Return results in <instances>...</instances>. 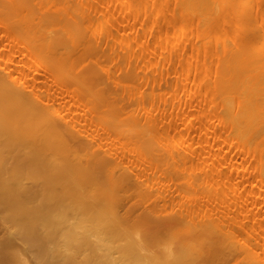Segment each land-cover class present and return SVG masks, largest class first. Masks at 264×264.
<instances>
[{
    "label": "rangeland",
    "instance_id": "1",
    "mask_svg": "<svg viewBox=\"0 0 264 264\" xmlns=\"http://www.w3.org/2000/svg\"><path fill=\"white\" fill-rule=\"evenodd\" d=\"M70 2L84 10L85 23L95 24L83 35L93 45L60 49L65 59L56 65L45 53L36 52L28 38L14 32L9 25L13 2L0 0V5L10 8L8 17L0 15V78L9 76L8 83L21 91L26 103L43 109L32 116L37 156L61 161L65 188L92 190L106 180L108 189L126 197L117 207L120 215L128 211L130 221L145 223L149 233L169 230L153 242L151 255L166 246L176 252V241L167 242L168 233H175L179 241L186 238L174 222L179 212L190 219L213 213L214 218L230 217L236 228L254 236L256 252L263 259L258 264H263L264 181L257 174L259 157L253 149L245 153L247 149L220 122L219 108L211 105L204 82L213 72L205 67L207 55L193 48L201 42L191 23L173 18L166 0ZM26 4L31 7L26 11L31 13L30 23L34 18L47 20L49 11L62 8L61 1ZM255 4L261 6L251 13L259 16L263 0H254ZM59 19L50 27L57 28ZM234 20L233 14L227 16L226 30L232 29ZM65 72L72 78L64 77ZM49 118L56 128L48 130ZM143 137H149L147 144L141 142ZM88 157L90 169L84 167ZM243 167L248 171L236 181L227 179ZM120 173L128 176L127 181L113 183ZM222 177L227 194L216 190ZM248 192L247 202H236L240 209L232 206ZM150 202L158 204L156 209L161 207L148 217L144 208ZM155 216L164 220L160 227ZM3 233L0 227V237ZM233 245L231 252L222 250L220 261L205 257L199 264H239L246 247L237 238ZM0 264H8L1 255Z\"/></svg>",
    "mask_w": 264,
    "mask_h": 264
},
{
    "label": "bare ground",
    "instance_id": "2",
    "mask_svg": "<svg viewBox=\"0 0 264 264\" xmlns=\"http://www.w3.org/2000/svg\"><path fill=\"white\" fill-rule=\"evenodd\" d=\"M2 1L13 2L10 6L14 17L9 25L14 32L28 38L36 52L45 53L56 65L65 59L59 55L60 49L70 51L93 45L92 41L85 42L83 35L93 31L95 24L85 23L84 10L71 0H38L44 5L61 1L62 8L49 11L47 20L34 21V18L31 23L27 21L31 13L26 12L31 7L26 3L32 0ZM253 1L166 0V8L173 18L189 21L192 31L200 36V45L193 48L207 55L205 67L213 72L205 80L204 90L210 95L211 105L219 108L218 118L228 127L233 140L247 149L246 154L250 149L256 151L257 174L264 181V11L259 16L252 15V9L261 6H253ZM9 9L1 4L0 15L8 17ZM229 14H233L235 20L232 29L226 30L223 23ZM55 18H60L56 30L50 27L56 25ZM211 41L216 42V46H210ZM217 41L221 43L218 45ZM66 58L68 61L69 57ZM64 77L72 78L68 72ZM8 79L0 78V227L4 230L0 237V255L5 262L199 264L205 257H211L216 263L221 260L222 250L234 249L236 238L246 247L239 264H258L263 260L261 253L256 252L253 235L236 228L230 217L214 218L213 213L190 219L179 212L174 222L179 229L183 228L186 238L179 241L175 233H168L167 242L176 241V252L166 246L163 252L151 255L153 242L159 241L169 230L158 228L149 233L145 223L130 221L128 211L120 215L117 207L126 197L108 189L104 184L106 180L101 179L92 190L65 188L64 174L58 167L61 161L37 156L32 116L42 107L26 103L21 91L14 90ZM84 90L91 92L88 87ZM46 122L48 130L56 128L50 118ZM148 141L149 137L141 138L144 144ZM91 165V158H86L84 167L90 169ZM247 171V167L235 169L227 179L233 177L236 181ZM116 177L113 183L121 184L128 176L120 173ZM221 180L216 190L227 194L224 177ZM58 185L63 188L58 190ZM250 193L235 199L232 206L240 209L236 202H247ZM150 203L144 208L148 217L161 207L156 209L158 204ZM159 216H155L154 221L160 227L164 220Z\"/></svg>",
    "mask_w": 264,
    "mask_h": 264
}]
</instances>
